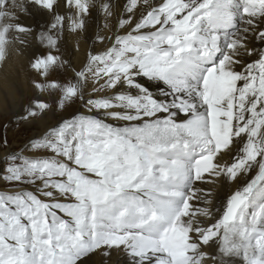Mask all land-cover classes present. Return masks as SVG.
Returning <instances> with one entry per match:
<instances>
[{"label": "snow or ice", "instance_id": "snow-or-ice-1", "mask_svg": "<svg viewBox=\"0 0 264 264\" xmlns=\"http://www.w3.org/2000/svg\"><path fill=\"white\" fill-rule=\"evenodd\" d=\"M13 53L0 264H264V0H0Z\"/></svg>", "mask_w": 264, "mask_h": 264}, {"label": "bare ground", "instance_id": "bare-ground-1", "mask_svg": "<svg viewBox=\"0 0 264 264\" xmlns=\"http://www.w3.org/2000/svg\"><path fill=\"white\" fill-rule=\"evenodd\" d=\"M103 19L100 16H96L92 26L89 29V32L86 36L81 39L80 46L81 52L73 56L74 62H79L84 58V52L88 49L91 44L92 39L94 38V33L100 30V27L103 25ZM25 24H32L33 21L31 18H25L23 20ZM69 51H71L72 45L67 46ZM33 74L28 69L27 57H17L15 53L12 54L11 59L9 60V70L7 76L4 72H0V121L6 117L13 116L14 113L22 110V105L26 104V101H29L32 96L35 94L31 86V78ZM76 106L74 105L66 113L63 114L64 118H69L70 114L75 111ZM61 118V114H50L46 119L48 123H55L58 119ZM30 131L32 134L33 131H40L42 128H24ZM28 135V136H29ZM27 136V138H28ZM19 144H13L12 150L19 149L25 140ZM3 153L0 152V156ZM219 194L222 197L226 192V188L221 187Z\"/></svg>", "mask_w": 264, "mask_h": 264}, {"label": "rangeland", "instance_id": "rangeland-1", "mask_svg": "<svg viewBox=\"0 0 264 264\" xmlns=\"http://www.w3.org/2000/svg\"><path fill=\"white\" fill-rule=\"evenodd\" d=\"M27 102L28 101H26L25 103H27ZM10 118L13 122L9 124L8 140L12 146L13 144H17V143L19 144L25 138H27V136L30 134V131L28 129H24V128L16 130L13 116L6 117L5 119L1 120L0 125L9 121ZM2 131H3L2 128H0V132H2Z\"/></svg>", "mask_w": 264, "mask_h": 264}]
</instances>
